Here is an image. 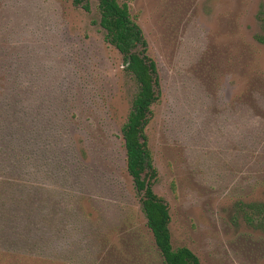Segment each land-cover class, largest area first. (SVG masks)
Segmentation results:
<instances>
[{
	"label": "rangeland",
	"instance_id": "1",
	"mask_svg": "<svg viewBox=\"0 0 264 264\" xmlns=\"http://www.w3.org/2000/svg\"><path fill=\"white\" fill-rule=\"evenodd\" d=\"M118 1L157 67L145 133L172 245L264 264V0ZM88 2L0 0V239L38 234L56 203L77 227L28 264H165L126 169L136 85Z\"/></svg>",
	"mask_w": 264,
	"mask_h": 264
},
{
	"label": "trees",
	"instance_id": "2",
	"mask_svg": "<svg viewBox=\"0 0 264 264\" xmlns=\"http://www.w3.org/2000/svg\"><path fill=\"white\" fill-rule=\"evenodd\" d=\"M96 2L99 13L97 23L105 31V40L120 52L124 68L136 85L127 118L120 131L125 149L126 169L139 196L141 210L146 218V226L152 235L154 246L165 264H202L189 247L172 245L169 205L153 189L158 174L152 163L145 129L153 113L152 107L159 99L156 64L147 52V42L142 30L132 18L126 2L121 3L118 0H96ZM72 3L85 10L90 8L88 0H72ZM258 41L264 43V38L259 37ZM25 151V148H22L20 155ZM26 152L29 158L32 157L28 150ZM68 174L70 175L69 172ZM29 199V197H21L20 200L29 201ZM44 203H47V200ZM56 205L55 203V206L50 208L51 212H43L41 219L47 227L43 225L42 228H36L38 234L32 235L29 231L24 241L19 237L14 240L0 239V264H28L33 251L56 252V244L59 242L55 241L56 238L54 240L50 237L61 233L65 236L67 232L74 231L77 227L71 219L70 212H66L65 215L59 213L56 217L51 215L52 212L56 213ZM263 210V206L254 209V214ZM19 230L25 234L22 229Z\"/></svg>",
	"mask_w": 264,
	"mask_h": 264
}]
</instances>
